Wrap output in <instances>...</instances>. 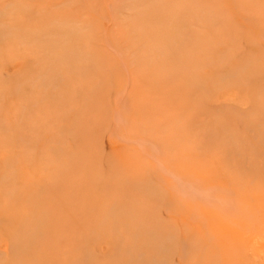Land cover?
I'll return each instance as SVG.
<instances>
[{"label":"rangeland","instance_id":"obj_1","mask_svg":"<svg viewBox=\"0 0 264 264\" xmlns=\"http://www.w3.org/2000/svg\"><path fill=\"white\" fill-rule=\"evenodd\" d=\"M0 264H264V0H0Z\"/></svg>","mask_w":264,"mask_h":264},{"label":"bare ground","instance_id":"obj_2","mask_svg":"<svg viewBox=\"0 0 264 264\" xmlns=\"http://www.w3.org/2000/svg\"><path fill=\"white\" fill-rule=\"evenodd\" d=\"M192 61H193V60H191V59H189V58L186 60V62H187L188 64L191 63ZM190 85H191V84H190Z\"/></svg>","mask_w":264,"mask_h":264}]
</instances>
